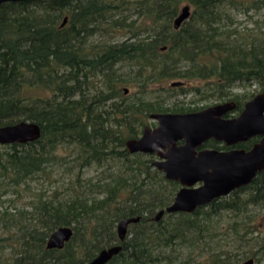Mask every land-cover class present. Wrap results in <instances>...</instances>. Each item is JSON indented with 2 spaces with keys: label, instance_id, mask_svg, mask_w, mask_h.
Wrapping results in <instances>:
<instances>
[{
  "label": "trees",
  "instance_id": "16d2710c",
  "mask_svg": "<svg viewBox=\"0 0 264 264\" xmlns=\"http://www.w3.org/2000/svg\"><path fill=\"white\" fill-rule=\"evenodd\" d=\"M183 2L192 11L175 29ZM258 4L264 0L0 4V126L28 120L41 127L35 141L0 144V264L87 262L119 243L117 223L137 215L141 220L130 225L122 250L106 264H240L248 258L264 264V234L256 228L264 170L192 213L153 221L180 184L151 165V154L125 148L151 113L204 108L168 107L149 98L152 85L160 93L188 89L233 100L239 109L246 101L230 92L236 84L256 85L248 100L264 92V26L242 31L228 13ZM131 13L136 18L128 21ZM119 32L125 38L110 41ZM94 36L99 42L86 45ZM93 77L101 87L90 94ZM172 81L204 84L166 87ZM125 85L136 87V95H125ZM36 87L47 94L36 96ZM207 146L217 148L214 141ZM92 166L106 171L103 184L83 178ZM43 181L47 187L36 186ZM60 226L73 229L71 239L62 249L46 248ZM218 235L226 243L218 244ZM230 240L234 250L225 249Z\"/></svg>",
  "mask_w": 264,
  "mask_h": 264
},
{
  "label": "water",
  "instance_id": "95a60500",
  "mask_svg": "<svg viewBox=\"0 0 264 264\" xmlns=\"http://www.w3.org/2000/svg\"><path fill=\"white\" fill-rule=\"evenodd\" d=\"M19 1L27 0H0V4ZM189 15V5H183L173 27L177 29ZM65 22L66 17L62 25ZM182 84V81L170 82L172 87ZM124 91L126 93L127 89ZM236 107L235 101L228 100L197 111L151 113L149 117L157 125H145L140 136L125 141L129 153L154 154L157 159L151 165L162 171L167 180L181 185L172 202L155 213L154 221H159L165 213H192L196 208L249 184L257 173L264 170V92L246 101L238 116L225 117ZM40 134L38 123L22 120L0 126V144L28 143L37 140ZM255 136H261V139L248 150L197 149L209 139L232 146ZM140 218L121 219L116 226L118 244L100 250L87 262L71 264H106L122 250L128 225ZM72 235L70 226H60L48 236L46 248L62 249ZM240 264L257 263L248 258Z\"/></svg>",
  "mask_w": 264,
  "mask_h": 264
},
{
  "label": "rangeland",
  "instance_id": "374dc122",
  "mask_svg": "<svg viewBox=\"0 0 264 264\" xmlns=\"http://www.w3.org/2000/svg\"><path fill=\"white\" fill-rule=\"evenodd\" d=\"M186 4L189 5L190 11H192V6L187 2H183L181 7L183 5H186ZM228 13L231 15V18L233 20V23H232L233 26L232 27H235V28L237 27L238 29H240L242 31H248L249 29L255 30L257 28H261L262 26H264V4L263 5L258 4L257 7L251 8L247 13L244 12L243 9H241V10H229ZM135 18H136V15L134 13H131L128 21L131 19H135ZM145 35L146 34L144 33L142 36H145ZM124 38H125V36H122V33L119 32L118 34H115V36L110 41L115 42L118 40H123ZM97 42H99V38H98V36H94L88 42H86V45L95 44ZM117 67H118V65H117ZM125 69L123 70V72H125V73L128 72V68L126 70ZM96 78L97 77L89 78V81L92 82V84H90L91 86L86 89V92H89L90 94H92L101 87V85L95 81ZM203 84H204L203 81L202 82H200V81H193V82L185 81L183 83V86L185 88H188L191 86H202ZM123 87L127 88V92L125 93V95H127L129 97H133L134 95H136V90H137L136 87H132V86L127 87L126 85ZM166 87H171V86L168 84ZM175 87H178V86H175ZM175 87H171V88H175ZM256 89H257L256 85H252V86L246 88L240 84H236L231 89L230 92L232 94L237 95V97L239 99H241L244 103L245 101L248 100V99H245L246 96L248 94H250V92H255ZM151 90H152V92L148 94L149 98H151L153 100L157 99L158 101H164V104L168 107H174V105H176V107L182 106L184 109H188V108L193 109L195 107H208V106H211V105H214L217 103H222V102L227 101V100L218 101V100L213 99L211 97H203L201 94L196 93L195 91H189L188 89L181 91V90H177V88H175L174 90H172L170 92L160 93L155 88V85H152ZM32 93L35 94L36 96H41V97H43L44 95L47 94L45 91L41 90L39 87L34 88L32 90ZM257 93H260V92L257 91L255 93V95ZM232 112L234 114L237 113L236 111H232ZM148 122H149V124L152 125L154 120L148 118ZM105 175H106V171H104L103 168L97 169L94 166H92V167L85 170L83 178L90 179V181L92 183H97L98 181L101 180L98 184H103V182L105 181V177H106ZM36 186L37 187H40V186L47 187V184L43 181V183L40 182V183L36 184ZM25 200H26V198H22V200L17 202V203L20 205ZM256 211H258V214H259V218L256 221V228L262 234H264V210L256 209ZM216 240L219 241L218 244L226 243V242H224L222 235H218V237H216ZM227 245L228 246H226L225 249L234 250L236 243L234 241L230 240L227 243ZM201 261H202V259H199L194 264H204ZM161 264H165V263L162 262Z\"/></svg>",
  "mask_w": 264,
  "mask_h": 264
},
{
  "label": "flooded vegetation",
  "instance_id": "af4514ba",
  "mask_svg": "<svg viewBox=\"0 0 264 264\" xmlns=\"http://www.w3.org/2000/svg\"><path fill=\"white\" fill-rule=\"evenodd\" d=\"M228 101V100H227ZM236 102V101H235ZM237 103V102H236ZM205 108V107H204ZM243 108V107H242ZM242 108L241 109H239V106H238V104H237V107L233 110V111H236L237 113L236 114H234L233 112H231V113H228V114H226L225 115V117H236V116H238L239 115V113L241 112V110H242ZM203 109V108H202ZM237 109H239V110H237ZM148 125H150V126H152V127H154V126H156L157 125V122L156 121H154L153 123H152V125L151 124H148ZM255 138V141H252V143L250 144V142L249 141H251L252 139H254ZM261 139V136H255V137H252V138H250L249 140H247V141H244V142H238L237 144H234V145H232V146H226L223 142H219V141H215V140H213V139H209V140H207V141H205L203 144H202V146L201 147H199V148H197V149H203V148H214V149H217V150H221V151H226V150H231V149H245V150H248V149H250L256 142H258L259 140ZM211 142V141H214L215 142V144H216V146H217V148H215V147H208L207 146V142ZM181 143V142H180ZM179 143V144H180ZM249 143V145H248V147H245V146H243V144L244 145H246V144H248ZM151 156L153 157V161L155 160V159H157V157L154 155V154H151ZM152 161V162H153ZM199 185V184H198ZM181 188V185H180V187H179V189ZM178 189V190H179ZM177 193V192H176ZM138 216V215H137ZM162 218V217H161ZM152 220H153V217L151 218ZM140 220H141V218H140ZM139 220V221H140ZM154 221V220H153ZM138 222V221H137ZM137 222H135V223H137ZM135 223H131V224H135ZM131 224H129L128 225V227H127V232H128V228L130 227V225ZM117 233V232H116ZM119 240V239H118ZM118 244V243H117ZM113 245H115V244H113ZM112 246V245H111Z\"/></svg>",
  "mask_w": 264,
  "mask_h": 264
}]
</instances>
